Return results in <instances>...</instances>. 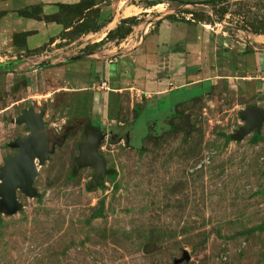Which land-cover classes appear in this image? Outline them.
<instances>
[{"label":"rangeland","instance_id":"374dc122","mask_svg":"<svg viewBox=\"0 0 264 264\" xmlns=\"http://www.w3.org/2000/svg\"><path fill=\"white\" fill-rule=\"evenodd\" d=\"M132 1L165 2L154 15L169 11L168 2L176 4V11L169 13L212 24L208 34L232 38L233 44L239 35L264 24V0ZM99 13L91 17L95 23L107 18L108 12ZM43 35L30 37L27 47L44 43ZM66 35L72 36L63 31L60 36ZM217 45L227 47L222 41ZM22 46L13 41L0 54L5 63L0 66V166L17 152L9 143L29 133L25 125L13 122L29 105L45 113L50 138L63 141H56L55 150L38 166L35 187L40 197L19 191L21 209L13 215L0 212V264H264V123L260 133L232 138L245 124L240 114L246 106L264 108V80L249 94L239 92L233 81L222 83L172 114L150 111L147 117L152 119L137 124L135 104H145L136 94L124 90L112 98V91L101 87L103 77L83 79L78 71L64 68L89 73L97 61L72 60V53L49 57L47 43L33 49ZM84 50L89 49L76 48L77 54ZM44 61L46 65L40 64ZM117 67L110 64V72ZM254 68V74L263 76ZM200 89L188 90L196 94ZM162 100L159 112L170 101ZM177 112L183 116L174 118ZM89 121L106 126L99 152L114 175L92 187L93 168L72 175ZM131 125L142 137L129 145L119 136L124 130L120 127ZM256 134H261L258 142ZM102 202V214L91 218ZM184 251L189 260L176 263Z\"/></svg>","mask_w":264,"mask_h":264},{"label":"crops","instance_id":"0c3cea01","mask_svg":"<svg viewBox=\"0 0 264 264\" xmlns=\"http://www.w3.org/2000/svg\"><path fill=\"white\" fill-rule=\"evenodd\" d=\"M80 1L0 0V54L6 45L14 41V34L23 32L29 34L25 38V44L24 37L18 39L22 47L28 48L30 37L44 34L45 42L33 48H40L47 43L52 50L47 56L53 55L57 59H62L64 53H72L71 55L76 57L85 52L84 50L77 54L76 48L98 44L88 50L86 53L89 55L84 57L97 61L89 73L79 68L68 69L65 64L64 68L78 71L81 77L83 75L103 77L105 79L103 81L108 85L105 89L112 91V98L117 99L124 90H130L132 96L136 94L137 99L143 101L146 111H157L155 115L172 114L175 112L174 103L178 100L194 95H200V98L208 96L222 83L233 81L239 92L244 89L249 94L259 80H264V39H261L264 38V34L248 35L246 31V36L239 35V39H235L239 44H233L232 38L219 39L213 37L211 32L208 34L206 28L212 24L197 23L193 18L182 20L177 13H169L175 12L177 7L176 4L171 6L169 2V11L154 15L152 13L155 8L166 5L165 2L152 5L144 2L136 4L132 0H96L93 7L100 8L99 14L108 12L107 18L97 23L96 29L71 37L60 35L63 30L71 31L72 26L64 28L62 23L28 17L22 12L28 6L40 4L42 5L40 16L44 17L58 11L57 3L76 4ZM172 14H175V18L167 17ZM132 16H137L139 22L132 26L125 37H107L110 31L118 27L122 19ZM155 22L158 23L157 28ZM61 41L65 42L63 46L58 45ZM220 41L227 44V47L220 48L217 45ZM227 41H231V45ZM24 48L22 51H25ZM231 52L237 56L231 57ZM1 58L3 59L2 56ZM2 59L0 65L5 64ZM115 63L118 67L111 73L109 65ZM255 66L263 76L254 74ZM193 86L201 88L198 93L190 94L188 89ZM164 98L170 100L169 104L164 107L166 111L159 112V105L163 103ZM139 106L142 107L140 104ZM254 106L263 108L259 105ZM151 117L145 115V122L152 119Z\"/></svg>","mask_w":264,"mask_h":264},{"label":"water","instance_id":"95a60500","mask_svg":"<svg viewBox=\"0 0 264 264\" xmlns=\"http://www.w3.org/2000/svg\"><path fill=\"white\" fill-rule=\"evenodd\" d=\"M89 53H83L72 59L84 58ZM46 65L47 63H40ZM44 112H37L34 108L24 110L13 119L16 124H25L29 133L24 137H17L9 143L17 152L9 156L0 166V212L7 215L17 213L22 203L18 199V191L29 197H40L35 187L38 176V166L43 165L55 150V143H51L49 132L45 127ZM241 119L245 124L241 126L232 138L242 140L247 135L260 133L264 123V109L256 106H248L241 111ZM184 121L187 116L184 115ZM85 139L79 144V153L74 159L73 174H77L83 167L94 169L92 180L88 187L98 182L110 170L107 167L105 157L99 152L105 132L94 127L87 128ZM190 255L184 251L183 256L176 261L189 260Z\"/></svg>","mask_w":264,"mask_h":264},{"label":"trees","instance_id":"16d2710c","mask_svg":"<svg viewBox=\"0 0 264 264\" xmlns=\"http://www.w3.org/2000/svg\"><path fill=\"white\" fill-rule=\"evenodd\" d=\"M160 2L162 1L152 2L149 4L155 5ZM204 2L215 4L216 0L199 1L196 3H204ZM182 3H193V1H182ZM95 4H96V0H81L80 2L76 4L57 3L58 11L55 14L44 15V17L40 16V13L42 11V5L40 4L28 6L22 12L25 16H28V17H35V18H40V19L43 18L46 21H56V22L62 23L64 25V28H67L68 26H72L71 31L66 32L65 30H63V32H66L67 34L76 35L82 32H88L90 30L96 29L97 23H95L94 19H92L91 17L94 15H98L100 9L94 8L93 6ZM189 12L193 16H197L196 12H193V11H189ZM167 17L175 18V16L173 15H169ZM193 19H196V17H193ZM138 22H139V19L137 16L124 18L121 20V23L118 25V27L115 30H112L108 33L107 37L114 38L116 36H119V38H123L126 36V34H128L131 31L132 26L135 24H138ZM253 32L258 33V34H264V24L261 27H255ZM28 34L29 32L14 34V43H18V39L20 37H24V44H25L26 43L25 38L27 37ZM97 45L98 44L89 45L87 47L90 50L92 48H95ZM199 96L194 95L191 97H185V98L178 100L177 102L174 103V106H173L175 108V111L178 110L177 108L179 107V105L181 104L185 105V103L189 101L197 100L200 98ZM138 106L139 104L136 103L135 109H137V111L135 112L134 120L137 124L145 122V119H146L145 115L148 116L149 115L148 112H150L149 110L146 111L144 106L143 107L139 106L140 108ZM178 114L183 116V114H181L180 112H177L174 114L173 117L175 118L176 115L178 116ZM174 128H176V126H173V129ZM260 138H261V134H256L254 136V141L258 142ZM228 139H229V136H228ZM109 177L114 178V175H110ZM116 186L118 188L119 185H116ZM103 206H104V202L101 203L99 207V211H97L94 215H92L91 218L95 216H100L102 214ZM2 220L3 219L0 214V221Z\"/></svg>","mask_w":264,"mask_h":264},{"label":"flooded vegetation","instance_id":"af4514ba","mask_svg":"<svg viewBox=\"0 0 264 264\" xmlns=\"http://www.w3.org/2000/svg\"><path fill=\"white\" fill-rule=\"evenodd\" d=\"M10 63H13V62H7V64H10ZM3 65H5V64H2V65H0V66H2L3 67ZM10 70V68L7 70L8 72H11V71H9ZM34 108L35 110H36V108L35 107H33V106H31V105H29V106H27V107H25L23 110H22V112L24 111V110H26V109H29V108ZM37 111V110H36ZM37 112H39V111H37ZM21 114V113H20ZM44 118H45V115H44ZM44 122H45V119H44ZM148 122H149V120H148ZM23 125H25V124H23ZM26 126V125H25ZM90 127H94V128H96V129H99V130H102V131H104L105 133H107V131H106V129H105V127L106 126H98L97 124H94V123H92L91 121H89V123L88 124H85L84 125V130H83V134H84V138H85V132H86V130H87V128H90ZM27 128V127H26ZM120 128H124V130H123V132L121 133V135L119 136L120 137V139H122V138H125L126 139V141H127V143L129 144V145H132V141H133V139L134 138H136V137H138V136H140V137H142V133H141V131L140 130H138V129H136V125H131L130 127L128 126L127 128H125V127H120ZM138 132H137V131ZM117 132V131H116ZM115 131H114V133H112L113 135H112V139H114V136H115V134H117ZM26 136V135H25ZM19 137H24V136H19ZM56 141H63L60 137H56L55 139H51V143H56ZM14 149H16V148H14ZM17 150V149H16ZM14 155V154H13ZM8 158V157H7ZM5 162V161H4ZM93 171V170H92ZM110 175H112L111 173H107L106 175H105V177H109ZM102 179H101V181H100V184L102 185ZM19 192V191H18Z\"/></svg>","mask_w":264,"mask_h":264},{"label":"built area","instance_id":"2783aa9c","mask_svg":"<svg viewBox=\"0 0 264 264\" xmlns=\"http://www.w3.org/2000/svg\"><path fill=\"white\" fill-rule=\"evenodd\" d=\"M101 87L108 88L107 82L106 81H103Z\"/></svg>","mask_w":264,"mask_h":264}]
</instances>
